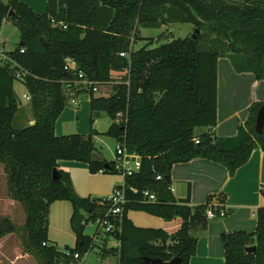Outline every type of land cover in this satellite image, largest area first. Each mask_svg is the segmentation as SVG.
Wrapping results in <instances>:
<instances>
[{
	"label": "trees",
	"instance_id": "1",
	"mask_svg": "<svg viewBox=\"0 0 264 264\" xmlns=\"http://www.w3.org/2000/svg\"><path fill=\"white\" fill-rule=\"evenodd\" d=\"M45 7V13L36 14L20 0H0V26L8 22L19 31V43L3 54L15 70L0 61V165L7 197L25 216L22 225L0 216V239L15 235L22 252L36 264H79L75 254L83 264L84 256L96 248L102 259L115 257L117 264H145L144 257L164 262L179 258V264H189L196 247L189 233L192 211L188 197L177 200L169 191L171 169L204 159L224 166L232 176L254 149L264 151V128L261 135L254 132L262 103L249 107L234 137L216 138L212 133L217 122L218 60L234 57L236 72L264 81V0H46ZM10 10L15 18L7 17ZM169 24H189L198 34L195 39L188 36L133 49L135 39L149 41L137 37L139 28ZM122 52L129 54L128 60L119 56ZM68 62L76 68L71 70ZM126 70L123 79L128 77L129 85L115 86L108 97L96 96L91 86H75L84 80L101 84L110 80L111 71ZM15 82L24 86L34 117L32 125L20 129L12 126L20 106ZM65 92L89 94L90 122L104 112L111 120L105 135L140 158L139 172L124 178L127 204L117 224L119 233L108 235L99 246L84 232L109 202L80 197L69 174L58 169V161L84 163L91 174H120L115 160L106 161L94 148L95 130L85 136L55 135ZM126 108V125H115L116 113ZM200 128L208 130L196 133ZM93 153L102 161H92ZM54 170L62 183L52 180ZM144 190L154 194L155 201L142 202ZM260 193L264 200V187ZM56 201L72 207L73 248L59 249L47 238L49 207ZM129 211L164 221L179 218L181 225L171 234L137 227L127 217ZM255 219L254 232L222 234L224 264H264V204ZM110 238L117 247L107 246ZM251 247L255 251L247 253Z\"/></svg>",
	"mask_w": 264,
	"mask_h": 264
},
{
	"label": "crops",
	"instance_id": "2",
	"mask_svg": "<svg viewBox=\"0 0 264 264\" xmlns=\"http://www.w3.org/2000/svg\"><path fill=\"white\" fill-rule=\"evenodd\" d=\"M20 1L34 13H44V11H34L30 2ZM0 57H4L3 54ZM12 66L15 65L12 64ZM13 90L20 102L13 121L17 120L20 123L25 119L26 124L32 125L34 117L31 109L27 107L29 99L24 98L27 96L26 90L21 97L15 91L14 85ZM254 103H264V81L256 80L252 73L235 72L231 58L221 57L217 66V122L212 130L213 135L216 138L234 137L239 127L246 121L249 107ZM76 105H73L75 109H77ZM200 129L203 131L197 130V133H205L208 130L207 128ZM58 169L69 174L74 191L82 198L106 197L115 186L124 182L120 175L91 174L86 164L75 161H58ZM263 187L264 151L259 148L251 152L246 164L237 169L232 176L224 166L204 159H193L172 166L170 173L172 195L177 200H184L188 197L192 211L189 233L196 240V247L189 264H224L222 234L233 231L254 232L255 213L264 204L260 193ZM18 207H20L18 203L7 197L6 181L1 165L0 216H8L14 224L22 225L25 216L24 213L21 215ZM208 208L214 211L223 210L225 216L208 220L205 215ZM71 214L72 207L67 201H56L49 207L47 238L59 249L73 248L75 245V236L69 224ZM127 217L134 225L137 224L135 222L137 219L146 223V225L137 224L144 226L141 228L151 226L169 234L177 231L181 225L179 218L164 221L151 215H149L151 218L144 216H133L132 218L128 214ZM108 244L112 246L109 242ZM112 258L117 264V259ZM0 264L36 263L29 255L22 252L17 237L8 234L0 239Z\"/></svg>",
	"mask_w": 264,
	"mask_h": 264
},
{
	"label": "rangeland",
	"instance_id": "3",
	"mask_svg": "<svg viewBox=\"0 0 264 264\" xmlns=\"http://www.w3.org/2000/svg\"><path fill=\"white\" fill-rule=\"evenodd\" d=\"M25 1L31 3L34 11H41V12L44 11L45 13V9H46L45 0H25ZM2 2L6 3L7 0H2ZM193 31L194 30L192 26L189 24H169L166 25L165 27H161L158 29L139 28L138 31L136 32L137 37H140L142 39H147L149 41L135 39L133 41V49L137 50L146 44L149 46V48H151L154 46H158L160 44L167 43L173 39H178V38L183 39L188 36H191L193 34ZM18 43H19L18 29L11 23L3 22L0 26V55L13 51ZM0 61L8 68V70H15L14 66L8 63V60L5 56L0 57ZM69 66L71 70H74L76 68L75 63L73 62H69ZM75 86L77 88L79 87L83 90H86L85 85L75 84ZM14 89L20 97L25 94V88L19 82L14 83ZM64 95L66 98L65 106L55 122L54 133L58 136H68L73 134L85 136L89 134L90 130H95L98 133V136L94 138V148L100 153V155L106 161H114L116 158L115 148L117 144L112 138L107 137L105 135L111 124V120L108 118V116L104 112H101L98 117H93V122L91 123L90 122L91 114L88 105V100L90 99L89 94L80 93L74 95L73 93L65 92ZM74 99L77 102L76 105L77 109H75L71 104V101ZM27 107L30 108L29 103H27ZM27 125L29 124H26L25 119H23L22 122L20 123L17 120L13 121L12 126L16 129H20L26 127ZM197 130L203 131V129H196L195 130L196 133L198 132ZM18 208L22 215L23 211L22 209H20L21 207ZM128 216L132 218L133 216L134 217L144 216L147 218H151L149 217V215H146L145 213L136 212V211H130L128 213ZM135 222L139 225L140 224L146 225V223H142L138 219L135 220ZM137 224L135 225L138 226ZM138 227H144V226H138ZM145 228H155V227L149 226ZM95 229H96L95 224H88L87 227L85 228V234H87L88 236H92L95 233ZM108 241L112 245V247H115L116 241L114 239L110 238L108 239ZM99 252L100 251L97 248L88 252L83 258L84 260L83 264H115L114 258L109 257L102 259Z\"/></svg>",
	"mask_w": 264,
	"mask_h": 264
},
{
	"label": "built area",
	"instance_id": "4",
	"mask_svg": "<svg viewBox=\"0 0 264 264\" xmlns=\"http://www.w3.org/2000/svg\"><path fill=\"white\" fill-rule=\"evenodd\" d=\"M53 25H58L62 29H65L66 27L64 25L57 24L54 20L50 21ZM120 57L129 59L128 53H120ZM68 67L69 62H68ZM124 76H128L127 70L126 71H111L110 72V80L101 84H95L93 85L91 82L88 81H81L78 82L80 85H85V87L90 88L92 87L91 91L95 95L108 97L111 96L114 92L112 91V88L118 85H129L128 77L125 79ZM81 78V75L79 76ZM103 89V90H101ZM25 99H29L28 96H24ZM72 105H76L75 100L71 101ZM128 120V110L127 108L124 111H120L116 113L115 119L113 120V123L118 126H124L126 125ZM195 143H198V141H195ZM115 168L119 172L120 176L124 179L125 177H131L139 172L140 170V158L133 154H128L125 150V148L117 144L115 148ZM157 180H160L161 177H156ZM169 191L172 193L173 190L169 186ZM155 201L154 194L150 193L148 190H144L142 192V202H153ZM103 202H109V206L105 213L97 218L93 223L95 224L96 229L95 233L91 236L93 241L99 246L102 244V240H104L108 235H111V237L114 234L119 233V227L118 222L120 218L122 217V214L124 212L125 205L127 204V200L125 198L124 193V182L121 185H117L112 189V192L106 196L101 198V203ZM206 218L208 220H214L216 218H221L225 216V212L223 210L214 211L210 208H208L205 212ZM109 246V244L107 245ZM74 260L79 261V264H82V259L78 257V254L74 255Z\"/></svg>",
	"mask_w": 264,
	"mask_h": 264
},
{
	"label": "water",
	"instance_id": "5",
	"mask_svg": "<svg viewBox=\"0 0 264 264\" xmlns=\"http://www.w3.org/2000/svg\"><path fill=\"white\" fill-rule=\"evenodd\" d=\"M7 17L8 18H11V17L15 18V15L10 10ZM197 34H198V30L195 29L193 31V34L191 35V38L195 39ZM41 41L44 42L42 39H41ZM263 128H264V103L261 104V106L259 107V109L256 113V116H255V130H254L255 134L261 135L263 132ZM92 161L101 162L102 157L100 155H98L97 153H93L92 154ZM107 167H108V164L105 163L104 168H107ZM52 180L56 183H62V178H61V176L57 170H54L52 172ZM245 251L247 253L254 252L255 247L246 248ZM143 261L145 262V264H179L180 263L179 258H173L172 260H170L168 262H164V261L157 259V258L156 259H150V258L144 257Z\"/></svg>",
	"mask_w": 264,
	"mask_h": 264
}]
</instances>
